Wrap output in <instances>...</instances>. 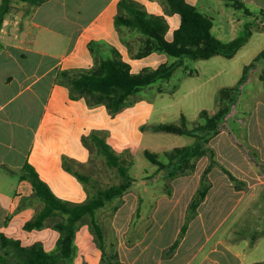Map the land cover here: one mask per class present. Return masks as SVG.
<instances>
[{
    "label": "rangeland",
    "instance_id": "1",
    "mask_svg": "<svg viewBox=\"0 0 264 264\" xmlns=\"http://www.w3.org/2000/svg\"><path fill=\"white\" fill-rule=\"evenodd\" d=\"M118 1L115 0L95 24L77 34L74 44L76 47L59 69L52 95L45 96L44 111L47 108L48 113L52 107V116L47 117L46 114L31 152L30 163L56 193L67 200L78 202L94 196L97 188H105L124 180L120 170L111 166L100 153L94 135L106 138L120 151L122 159L127 164L130 163L131 175L138 181L127 193L100 209L97 217L106 234L108 261L111 253L116 251L119 263L115 260V264H122L120 258L124 264H130L138 256L139 250H128L121 246H133L145 234L157 232L162 224L164 226L155 244L161 246L173 243L178 238L182 240L185 232L180 234V230L190 213L189 205L197 192L196 187L210 162L208 156L194 158L186 171L170 176L166 168L149 160L145 151L159 153L158 158L168 162L167 151L188 145L195 138L186 134L156 131L152 127L160 123L181 124L183 114L187 117L189 127L204 121L201 112L206 109L211 115L215 114L221 103L222 89L236 86L246 68L248 77L240 86L238 100L233 104L231 113L240 111L241 114L237 117H244L248 108L264 109V15L256 5H250L255 13L249 15L225 0H190L200 12L213 17V33L223 41L244 34L248 26L253 31L251 37L233 57L219 54L208 59L183 58V64L175 69L169 79L159 80L140 89L131 96L126 106L112 112L105 103L91 104L88 93L73 92L68 85L70 77L98 68L109 57H120L135 70L144 67L156 69L177 59L161 51L140 58L138 53L144 44V35L116 23ZM136 1L151 12L165 13L166 3L163 0ZM16 3L13 6L14 12L23 10V13L27 12L25 15L31 14L36 7L21 1ZM99 3L101 0H98L97 4ZM89 6L87 4L83 7L79 19L75 18L82 22L93 5L88 9ZM168 17L171 23L168 35L171 36L180 23V17L178 14ZM73 23V18L64 20L61 27L64 33L61 34L36 31L37 36L32 44L47 54V61L51 55L61 56L68 46L69 36L74 29ZM253 62L254 65L249 67ZM64 69L69 70L70 77L60 76ZM231 113L222 126L224 134L215 136L210 145L215 150V145H221L225 149L230 131L238 135L245 151L242 132L237 133L238 121ZM2 114L5 115L3 112ZM226 148L225 151L228 152L229 146ZM250 156L254 157V154L250 153ZM227 158L226 161L217 158L218 163L210 172L211 181L213 179L218 184L219 177L226 173L225 167L229 169L228 164L232 159ZM192 165L195 168L192 169ZM75 173H81L85 178ZM4 176L7 177L8 188L12 186L15 194L21 173H5L4 168L0 167V181ZM24 190L26 194L23 207L29 206L34 211L27 218H19L20 226L15 231L19 237L16 238L23 240L25 245L32 244L34 240L40 241L52 250L59 237L55 223L60 218H49L47 225L41 229H25L22 225L25 219H32L43 208L44 203L33 195L31 182ZM225 192L222 196H226L227 202L231 201L230 190ZM210 199L209 204H213L217 198L214 200L212 194ZM207 208L205 215L197 218L190 227L185 252L166 261V264H182V258L196 249L198 240L203 235V222H199V219L206 220L207 231L213 228V209L209 206ZM90 224L91 217L86 216L82 220L76 241L85 237L96 239ZM174 249L167 246V255ZM159 255L160 249L152 246L140 255L135 264H157ZM94 256L91 249L81 252L80 264H98V260L99 264H104L102 256L99 259Z\"/></svg>",
    "mask_w": 264,
    "mask_h": 264
},
{
    "label": "crops",
    "instance_id": "2",
    "mask_svg": "<svg viewBox=\"0 0 264 264\" xmlns=\"http://www.w3.org/2000/svg\"><path fill=\"white\" fill-rule=\"evenodd\" d=\"M114 1L101 0L97 4L98 0H47L36 6L29 15H25L23 10L14 12L13 8L7 14L0 29V167L4 168L5 173H22L23 167L31 162V152L46 114L47 117L52 116V107L48 113L47 108L44 111L45 96L52 95L59 69L76 47L77 34L95 24ZM245 1L249 6L264 9V0ZM87 4L90 5L88 9L93 6L81 22L78 19ZM72 18L74 29L65 52L59 57L51 55L47 61V54L32 44L37 36L36 31L64 33L61 28L63 21ZM235 113L231 114L238 121L237 133L242 132L246 150L242 148L238 135L230 131V138L225 143L229 146L228 152L225 151L226 146L223 149L221 145H215V148L217 158L223 161L227 157L232 159L228 166L238 180L233 181L227 173L219 177L218 184L212 179V186L198 207L197 217L189 222L182 240L170 254L167 255L166 247L174 242L161 246L155 244L163 224L154 234H145L136 240L133 246H121L128 250H139L138 256L130 264H135L140 255L152 246L160 249L157 264H166V261L185 252L188 231L197 218L205 215L208 206L213 209V228L207 231L206 220L199 219V222H203V235L196 249L182 258V264H195L197 260L196 264H264V109L248 108L244 117H237L240 111ZM224 132L222 129L216 136H222ZM250 153L254 154L255 160ZM3 178L0 181V232L16 238L19 237L15 234L20 226L19 218H27L34 211L29 206L18 210L26 194L24 187L30 181L21 178L13 194L12 186L8 188L7 177ZM199 185L200 182L196 190ZM228 189L231 194L229 202L226 196H222ZM212 194L214 200L217 199L209 204ZM77 245L76 264H80L79 256L86 250L91 249L98 259L103 254L96 240L88 237L77 241Z\"/></svg>",
    "mask_w": 264,
    "mask_h": 264
},
{
    "label": "trees",
    "instance_id": "3",
    "mask_svg": "<svg viewBox=\"0 0 264 264\" xmlns=\"http://www.w3.org/2000/svg\"><path fill=\"white\" fill-rule=\"evenodd\" d=\"M21 1L32 6H39L47 0H2L0 3V29L4 25L7 14L12 10L14 3ZM166 3L165 13L151 12L139 1L119 0V12L116 17L118 25L127 26L144 35V44L141 46L138 56L146 57L154 52H166L177 59L169 65H161L156 69L134 67L120 57L104 59L100 66L94 70L80 72L76 77L69 76V70L64 69L61 75L69 76L68 85L73 92L88 93L91 104L105 103L112 112H117L127 105L131 96L140 89L147 87L159 80L169 79L175 69L183 64V58L208 59L215 55L233 57L241 47L249 40L253 31L250 26L244 34L229 41H223L213 33L214 19L212 16L200 12L190 0H163ZM237 9H243L247 14L253 15L254 10L245 0H225ZM27 13V12H26ZM178 14L180 23L169 36L171 23L168 15ZM264 15V9L261 8ZM254 62L249 64L253 66ZM248 70L234 87L223 88L221 103L217 112L213 115L204 109L201 117L204 121L198 122L194 127L188 126L187 117L183 114L181 124L160 123L152 128L156 131H165L175 134H186L195 138L194 142L175 147L167 151L169 161L158 158L156 152L145 151L146 157L152 162L166 168L170 176L180 171H186L194 158L208 156L210 162L203 172L200 185L189 205L190 213L182 226L180 234L186 232L189 221L197 214L199 205L205 200L211 186L210 172L218 163L216 150L210 145V141L221 132L227 116L231 113L233 104L239 96L240 86L246 81ZM95 143L108 163L117 167L124 180L105 188H97L94 196L83 201H70L61 197L45 180L36 167L28 162L22 169L21 178L29 180L32 184L33 195L43 201V208L24 227L27 230L41 229L47 225L51 217L59 216L55 228L59 231L56 247L49 250L38 241L31 245L23 244L22 240L0 232V264H76L78 245L77 234L82 220L86 216L91 217V230L95 240L103 251L104 264H115L118 261V252L111 253L108 261L106 248V234L102 223L98 220L97 213L109 202L127 193L134 187L138 179L130 173V163H126L120 155V151L110 144L106 138L95 134ZM192 169L195 168L192 165ZM183 171V172H184ZM226 173L233 181L238 178L225 167ZM85 178L81 173H75ZM23 201L18 210L23 208ZM180 239L170 246L176 248Z\"/></svg>",
    "mask_w": 264,
    "mask_h": 264
},
{
    "label": "built area",
    "instance_id": "4",
    "mask_svg": "<svg viewBox=\"0 0 264 264\" xmlns=\"http://www.w3.org/2000/svg\"><path fill=\"white\" fill-rule=\"evenodd\" d=\"M78 235V234H77ZM77 239V238H76ZM76 243H77V241H76Z\"/></svg>",
    "mask_w": 264,
    "mask_h": 264
}]
</instances>
